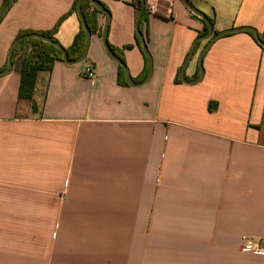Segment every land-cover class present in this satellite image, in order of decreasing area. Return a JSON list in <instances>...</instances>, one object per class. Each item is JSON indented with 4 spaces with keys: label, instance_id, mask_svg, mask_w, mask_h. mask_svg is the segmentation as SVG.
<instances>
[{
    "label": "crops",
    "instance_id": "1",
    "mask_svg": "<svg viewBox=\"0 0 264 264\" xmlns=\"http://www.w3.org/2000/svg\"><path fill=\"white\" fill-rule=\"evenodd\" d=\"M75 1L14 0L0 21V71L20 31L51 30ZM99 1L108 43L132 46L126 66L143 81L137 0ZM190 2L214 34L264 33V0ZM146 7L154 71L142 86L119 82L102 12L84 62L40 73L37 112L19 97L23 54L0 76V264H264L241 251L244 235L264 237V49L248 32L224 35L204 56L202 81L177 83L206 22L182 0ZM80 28L73 14L55 37L69 48ZM87 64L96 79L82 77Z\"/></svg>",
    "mask_w": 264,
    "mask_h": 264
},
{
    "label": "trees",
    "instance_id": "2",
    "mask_svg": "<svg viewBox=\"0 0 264 264\" xmlns=\"http://www.w3.org/2000/svg\"><path fill=\"white\" fill-rule=\"evenodd\" d=\"M80 0H76L70 9L68 13L63 15L56 25L51 29L47 31H35V30H22L18 33L15 39L27 35V34H32V33H40L43 35H46L50 38H52L54 41L59 42L58 39L55 37L57 32L59 31L62 23L71 15L77 14V8H78V3ZM99 1V0H98ZM10 0H6L3 9L9 4ZM107 10L110 12L109 8L99 1ZM137 13L139 14L140 10L143 7V2L142 0H137L135 3ZM2 9V10H3ZM82 9L85 15L86 22L92 32V34L98 33L102 35V29L99 26V21H98V15L101 12L98 10L95 6H93L91 0H83L82 3ZM148 16L149 12L147 7L145 8L141 22H140V29L142 33L144 34L145 32V23L148 22ZM79 17V16H78ZM80 19V18H79ZM213 23V20H212ZM81 28L79 33L76 35L72 45L69 48H65L68 51L69 58L71 60H75L78 57L81 56L83 53L86 42H87V33L85 31V28L80 20ZM147 32V31H146ZM208 32V25L206 23L205 30L200 33V36L205 35ZM250 35L254 37V39L257 41L255 35L253 32H248ZM148 36V35H147ZM261 38L264 41V33L260 34ZM145 37V36H144ZM146 39V38H145ZM138 45L140 49L142 50L145 58H146V66H145V71L140 80H144L148 74V69H149V63L147 60V57L145 55L143 45L141 43V40L139 36L137 37ZM147 42V39H146ZM258 42V41H257ZM60 43V42H59ZM259 44V43H258ZM110 45V44H109ZM260 45V44H259ZM263 49L264 47L260 45ZM112 50L122 59L124 64L126 65V61L124 58V51L123 49H130L132 46L128 45L123 47V49L116 48L112 45H110ZM23 54L22 62H21V83H20V89H19V97L22 100H28L31 102L32 109L37 112L38 105L34 101V94L36 91V86L38 82V78L40 73L42 72H51L53 69V65L57 60L64 61V56H63V51L57 47L56 45L45 42L43 40L34 38V39H27L22 41L14 51V57H13V63L15 62L16 58ZM8 65V63H7ZM6 65V67H7ZM5 67V68H6ZM181 70L180 69L178 76H177V83H181ZM119 82L124 83L128 85V80L125 74L124 67L122 65H119Z\"/></svg>",
    "mask_w": 264,
    "mask_h": 264
},
{
    "label": "water",
    "instance_id": "3",
    "mask_svg": "<svg viewBox=\"0 0 264 264\" xmlns=\"http://www.w3.org/2000/svg\"><path fill=\"white\" fill-rule=\"evenodd\" d=\"M91 1H92L93 6H95L102 13L106 14L107 17H108V19H109V23L107 24L106 28L103 31V44H104L105 49L107 50V52L110 54V56L117 63H119L120 65H122L124 67V70H125V74H126L128 83L131 86L137 87V86H142V85L146 84L151 79V77L153 75V71H154L153 57H152V54L149 51V48H148L146 39L144 37V34L142 33V31L140 29L141 18H142V15H143L144 10L146 8V0H142L143 7H142V9L140 10V12L138 14L137 22H136L137 34H138V36H139V38L141 40V43L143 45V49H144L145 55H146L147 60H148V63H149L148 74H147L146 78L143 81H141V82H136L132 78L128 67L124 64V62L122 61V59L112 50V48L110 47V45L108 43V29H109L110 18H111L110 13L108 12V10L98 0H91ZM182 1H183V3L186 5V7L189 10H191L194 14H196L197 16H199L202 19H204V21L208 25V32L205 35L200 36V37H198L196 39V41L194 42V44L192 46V49L190 51V54H189L186 62L184 63V65L182 67V70H181V80L184 83H188V84H198L199 82L202 81V79L204 77V74H205V70H204V67H203L204 56H205L206 52L208 51V49L210 48V46L217 39H219L220 37H222L224 35L234 34V33H239V32H253L254 35H255V37H256V39H257V41H258V43L264 47V41L261 38L260 33L254 27H250V26L236 27V28L226 29V30H224L222 32H219V33L214 34V25L212 23V20L203 11H201L195 5H193L190 2V0H182ZM13 3H14V0H10L9 4L1 11V13H0V21L7 14V12L10 10V8H11V6H12ZM82 3H83V0H80L79 3H78L77 13H78V16H79V18H80V20H81V22H82V24H83V26L85 28V31L87 33V42H86L85 49H84V51H83V53L81 54L80 57H78L75 60H71L69 58L68 51L65 49V47H63L59 42L54 41L52 38H50V37H48L46 35H43V34H40V33L27 34V35L21 36V37L15 39L13 41V43L11 45V48H10V51H9L8 65H7V67L5 69H3V70L0 71V76H5V75H8V74L11 73V71H12V69L14 67L13 57H14L15 48L22 41L27 40V39L37 38V39L43 40L45 42H49V43H52V44L56 45L57 47H59L63 51L64 61L66 63L70 64V65L84 62L87 59V56H88V52H89V48H90V43H91V39H92V35L93 34H92V32H91V30H90V28H89V26H88V24L86 22L85 15H84V12H83V9H82ZM206 39H209L210 41L208 42V44L206 45V47L203 49V51H202V53L200 55V60H199V64H200V75H199V77L196 80L189 81L188 78H187V76H186L187 68H188V66H189L192 58L195 55V52H196L198 43L200 41L206 40Z\"/></svg>",
    "mask_w": 264,
    "mask_h": 264
},
{
    "label": "built area",
    "instance_id": "4",
    "mask_svg": "<svg viewBox=\"0 0 264 264\" xmlns=\"http://www.w3.org/2000/svg\"><path fill=\"white\" fill-rule=\"evenodd\" d=\"M149 9L150 11L155 12L156 6H154L153 3H150ZM81 75L88 80L96 79L97 73L95 66L92 64L85 65ZM241 251L264 257V237L244 235L242 237Z\"/></svg>",
    "mask_w": 264,
    "mask_h": 264
}]
</instances>
